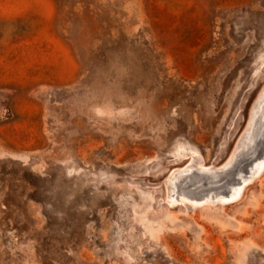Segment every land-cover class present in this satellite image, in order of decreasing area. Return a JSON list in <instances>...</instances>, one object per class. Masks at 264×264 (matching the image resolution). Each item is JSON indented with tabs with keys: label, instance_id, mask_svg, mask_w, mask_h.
<instances>
[{
	"label": "rangeland",
	"instance_id": "rangeland-1",
	"mask_svg": "<svg viewBox=\"0 0 264 264\" xmlns=\"http://www.w3.org/2000/svg\"><path fill=\"white\" fill-rule=\"evenodd\" d=\"M261 109L264 0H0V264H264Z\"/></svg>",
	"mask_w": 264,
	"mask_h": 264
},
{
	"label": "bare ground",
	"instance_id": "bare-ground-1",
	"mask_svg": "<svg viewBox=\"0 0 264 264\" xmlns=\"http://www.w3.org/2000/svg\"><path fill=\"white\" fill-rule=\"evenodd\" d=\"M257 121L261 123L262 130L254 136L253 145L247 144L244 151L223 165L216 175L214 172L199 171L197 174H188L187 179L180 183L176 182L172 200H188L197 204L238 198L246 182L264 168V109L259 112ZM219 175L223 178L220 179Z\"/></svg>",
	"mask_w": 264,
	"mask_h": 264
}]
</instances>
